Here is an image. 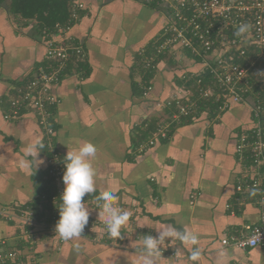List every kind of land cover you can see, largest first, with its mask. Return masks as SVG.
I'll return each instance as SVG.
<instances>
[{
    "label": "crops",
    "instance_id": "0c3cea01",
    "mask_svg": "<svg viewBox=\"0 0 264 264\" xmlns=\"http://www.w3.org/2000/svg\"><path fill=\"white\" fill-rule=\"evenodd\" d=\"M81 1L84 10L70 34L86 51L85 68L69 65L52 89L58 99L51 109L53 141L64 156L86 141L97 147V191L83 198L90 216L102 220L96 197L107 190L132 217L116 240L100 228L84 231L76 238L79 252L73 241L45 233L41 224L0 218L1 247L19 252L24 264H137L144 235L156 236V228L172 225L198 233L202 256L193 262L189 246L166 240L158 264H264V247L221 243L259 221L258 208L248 200L226 208L242 170L235 142L251 126L250 106L231 104L217 120L201 114L146 146L153 133L143 138L137 129L158 121L162 111L156 103L189 88L192 79L183 76L200 72L201 65L183 49L161 56L143 95L138 54L159 34L165 15L138 0ZM28 20L0 6V206L16 212L33 210L47 154L46 148L38 153L37 167L25 154L28 144L42 140L34 113L4 118L16 88L46 64L41 28Z\"/></svg>",
    "mask_w": 264,
    "mask_h": 264
},
{
    "label": "built area",
    "instance_id": "2783aa9c",
    "mask_svg": "<svg viewBox=\"0 0 264 264\" xmlns=\"http://www.w3.org/2000/svg\"><path fill=\"white\" fill-rule=\"evenodd\" d=\"M138 1L159 9L166 17L151 45L139 52L143 56V69L155 70L157 60L165 54H172L175 49L185 50L199 61L202 68L196 74L183 76L185 81L192 79L191 87L156 103V108L162 112L146 146L153 145L155 137H165L169 126L179 123L182 118L194 120L207 114V102L216 106L213 119L231 104L249 105L251 126L238 133L235 142V154L242 170L236 180L232 201L226 204V208L241 207L248 200L258 208L259 221L243 225L223 238L221 243L238 248L264 247V0ZM67 7V20L41 28L46 64L16 88L4 114L6 120H15L25 112L34 113L47 154L46 169L41 177L44 189L35 200L38 213L35 204L33 210L19 212L0 206V218L11 220L18 217L28 224H41L48 234H56L66 163L65 156L56 149L53 141L55 129L50 109L58 99L52 89L69 65L80 67L86 60L82 44L70 34L81 17L84 4L81 0H70ZM28 21L30 25L32 22L37 24L35 20ZM243 23L252 27L238 37L234 33ZM150 89V85L143 88V95ZM92 206H95V200ZM116 206L126 210L117 203ZM95 228L107 233L102 220L89 216L84 231ZM22 262L19 252L6 250L0 245V264Z\"/></svg>",
    "mask_w": 264,
    "mask_h": 264
},
{
    "label": "clouds",
    "instance_id": "9594fccd",
    "mask_svg": "<svg viewBox=\"0 0 264 264\" xmlns=\"http://www.w3.org/2000/svg\"><path fill=\"white\" fill-rule=\"evenodd\" d=\"M251 27L248 23L240 24L234 34L238 37L242 36L249 32ZM44 148L45 144L41 139L35 140L26 147L25 154L32 157L35 167L42 163L37 157ZM96 154L97 147L92 142L86 141L79 144L75 150H68L65 156V170L62 176L64 189L59 197L62 203L58 207L59 219L55 225V233L63 241H73L72 248L77 252L81 250V244L76 238L82 236L91 214L83 198L86 194L97 191L96 169L93 166ZM96 199L102 202L98 206V217L102 218L108 236L114 240L122 238V228L129 223L132 213L116 206L117 196L113 191H101ZM156 229L158 235H144L137 264H158L166 240L169 243L178 240L183 245L189 246V259L193 262L200 260L202 249L199 246L198 233L187 228L179 230L172 225Z\"/></svg>",
    "mask_w": 264,
    "mask_h": 264
},
{
    "label": "trees",
    "instance_id": "16d2710c",
    "mask_svg": "<svg viewBox=\"0 0 264 264\" xmlns=\"http://www.w3.org/2000/svg\"><path fill=\"white\" fill-rule=\"evenodd\" d=\"M69 1L70 0H0V6L5 7V9L7 10V13H9V15H12L15 17L18 16L21 19H25V20H27V19L35 20L37 22L36 27L39 30V28H42L45 26L52 27L57 22L62 23L65 20H67L68 19V7L67 6H68ZM138 55H140V58H141V60L138 64L139 65L138 71H140L141 78H142V80H141V82H142L141 93L143 94V88H145L147 85H149V82L152 80L153 74L156 71V69L155 70L154 69L153 70L143 69L142 62H141L143 59V56L140 53ZM84 63H82L80 65V67L83 69L85 68ZM85 74H86V72H85ZM190 82H192V80ZM207 104L209 107V111L207 112L206 115H209V117L211 119H213L215 116V113H216L215 112L216 106L214 104H210L208 102L206 103V105ZM52 107H51V109H52ZM51 109H50V111L52 113ZM51 120L53 122V127H54L53 114H52ZM190 121H192V119L182 118L179 123L170 125L168 132L165 134V137H163V138H167L169 136L171 130L174 129V127L176 125H178V124L180 125L181 123H184V122L188 123ZM157 123H158V121H156L154 119V120L150 121L149 127L146 130L143 131L140 128H139L140 130L137 129L138 133L140 134L139 136L144 138L148 134L153 133L157 128ZM54 129H55V127H54ZM55 131H56V129H55ZM39 183H40L38 185L39 191L37 194H39L44 189L43 182L41 181ZM35 203H36V201H35ZM35 207H36L35 211L38 213V209H39L38 205L35 204ZM38 216H39V214H38ZM23 262H22V264H24Z\"/></svg>",
    "mask_w": 264,
    "mask_h": 264
}]
</instances>
